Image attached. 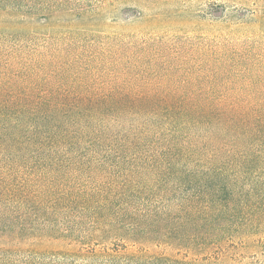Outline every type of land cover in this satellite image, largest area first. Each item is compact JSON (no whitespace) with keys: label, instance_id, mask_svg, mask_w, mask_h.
I'll return each instance as SVG.
<instances>
[{"label":"trees","instance_id":"trees-1","mask_svg":"<svg viewBox=\"0 0 264 264\" xmlns=\"http://www.w3.org/2000/svg\"><path fill=\"white\" fill-rule=\"evenodd\" d=\"M246 1L207 7L229 33L248 37L222 50L232 86L210 92L97 80L74 72L66 58L85 54L72 44L51 48L39 68L24 43L31 11L0 3V239L12 246L45 232L53 255H87L99 242L90 253L114 259L154 248L175 230L169 223L195 222L226 239L175 249L211 261L227 239L264 233V166L253 164L260 173L246 184L227 175L264 143V0ZM63 7L46 15L58 39L67 35ZM7 39L21 45L4 49Z\"/></svg>","mask_w":264,"mask_h":264},{"label":"rangeland","instance_id":"rangeland-1","mask_svg":"<svg viewBox=\"0 0 264 264\" xmlns=\"http://www.w3.org/2000/svg\"><path fill=\"white\" fill-rule=\"evenodd\" d=\"M19 1L22 9L32 13L30 36L24 43L29 46L27 57L36 66L46 63L51 48L72 44L85 54L78 59L66 58L74 60V72L101 81L124 77L142 80L145 92L165 91L173 84L177 87L172 88L180 91H223L232 85L229 76L226 78L220 71L222 50L227 44L235 46L248 41L244 34L229 33L224 22L213 21L207 10L212 3L225 4L229 9L244 7L246 0ZM57 4H63L67 12L62 20L67 35L61 39L53 35V27L46 19L50 8ZM20 45L10 39L3 44L4 49ZM101 49L103 53L97 55ZM43 72L41 76H45ZM253 145L257 150L255 157L249 161L242 156L236 171L227 174L229 178L235 173L246 184L251 175L260 173L252 174L256 166H264V143L257 139ZM206 227L195 222L169 223L167 228L175 230L157 238L154 248L137 256L114 259L90 253L104 248L99 242L87 255H53L46 251L49 239L45 232L19 238L12 246L8 240L0 239V264H264V233L227 239L222 253L211 251V261L175 249L180 244L205 247L226 239L221 233H208ZM120 247L117 243L112 248Z\"/></svg>","mask_w":264,"mask_h":264}]
</instances>
